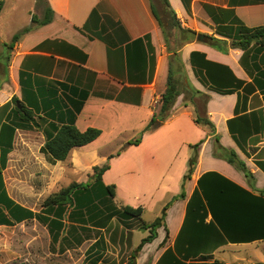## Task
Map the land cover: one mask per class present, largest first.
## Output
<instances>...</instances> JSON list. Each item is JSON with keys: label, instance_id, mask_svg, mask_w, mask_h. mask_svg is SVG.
Wrapping results in <instances>:
<instances>
[{"label": "crops", "instance_id": "0c3cea01", "mask_svg": "<svg viewBox=\"0 0 264 264\" xmlns=\"http://www.w3.org/2000/svg\"><path fill=\"white\" fill-rule=\"evenodd\" d=\"M3 1L0 17L11 0ZM41 1L38 14L32 13L30 5L23 18L16 19L22 25L13 28L10 22L4 27L9 38L29 30L13 46L5 80L0 84V213L7 222L0 225V231L42 225L49 234L48 245L56 246L55 256L65 258L48 259L44 251L30 249L29 260L21 264H32V259L35 264H126L148 232L139 229V220L120 221L115 212L129 206L142 207L141 217L156 209L161 214L164 205L181 192L191 155L189 145L201 139L205 141L196 165L183 184L184 198L174 201L166 211L167 232L163 227L157 229L156 238L142 247L135 264H227L225 254H234L232 248L264 244V167L257 166L264 162V45L245 53L221 47L227 50L224 53L201 41L202 35L226 39L216 34L211 17L233 33L239 27H263L264 0H168L181 28L195 35L177 50L183 76L178 85L181 94L175 98L170 117L155 131L143 134L138 145L128 143L158 113L169 70L170 53L151 10L152 4L156 8L155 1ZM21 2L15 0V6L20 7ZM47 8L52 11L51 21L33 24L32 17L43 20L49 15ZM93 11L94 17L84 30ZM169 44L174 48L173 42ZM192 52L228 68L242 85L224 79L223 69H215L222 89L233 92L221 95L209 90L194 73ZM195 91L207 97L206 116L214 134L193 122L195 106L201 102ZM13 97L30 111L35 127L16 128L10 135L4 128L11 126ZM250 112H256V117L249 125L236 121L228 127L229 120ZM62 125H73L81 132L95 128L101 134L73 149L67 160L51 165L39 149ZM246 133L255 135L244 140ZM215 135L220 146L235 151L246 164L252 179L213 157ZM10 143L11 150L4 158L2 150ZM25 146L37 150L39 160L50 167L48 174L42 175L43 181L55 184L68 180L63 167L69 161L85 176V182L94 166L108 161L110 168L101 177L102 185L97 184L96 198L79 204L85 210L68 207L61 217L52 207L42 205L37 211L22 201L32 189L19 183L12 168L20 165ZM117 148L124 150L119 155L99 153ZM81 156H91L94 162L82 164ZM16 157L18 164L13 165ZM80 165L87 168L82 171ZM108 185L115 186L113 198L103 188ZM44 191L51 195L50 189ZM204 257L206 261L201 260ZM250 259L233 257L232 264H251Z\"/></svg>", "mask_w": 264, "mask_h": 264}, {"label": "trees", "instance_id": "16d2710c", "mask_svg": "<svg viewBox=\"0 0 264 264\" xmlns=\"http://www.w3.org/2000/svg\"><path fill=\"white\" fill-rule=\"evenodd\" d=\"M156 3V8L152 4V14L155 17L158 25L162 29L164 33L165 43L167 46L169 56V70L168 77L166 82V88L164 93L160 97V109L157 114H153L148 124L144 127V129L139 134L138 138L130 141L128 145H138L141 142V138L143 134L155 131L163 122H165L171 115V110L173 107V100L177 98L181 92L178 91V85L180 84L181 77L183 76L181 69L182 63L178 54V49L187 42H190L194 39L195 33L188 29H182L179 21L176 18L174 11L171 9L168 0H154ZM4 5V1L0 0V11L2 10ZM49 15L45 16L43 20H38L32 17V23L36 25H45L48 24L52 19V11L47 8ZM94 17V11L90 14L88 21L84 25L83 29L86 30L88 23ZM214 22L216 29L215 32L217 35L226 38L225 40L217 39L215 37L202 35L201 41H205L209 46L222 50L224 53L227 52L226 49H221V47L228 48H236L242 50L244 53L249 49L256 45L263 46L264 45V26L263 27H239L235 33L232 32L229 26L221 25L217 22L213 17H211ZM29 29H24L19 33L13 35L9 44H4L7 49V52L0 53V75H6L7 66L9 63L10 52L13 49V46L17 43L20 36L27 32ZM173 31L175 32L173 34ZM233 34V35H232ZM230 41L228 43V41ZM170 43H174V48L171 47ZM190 62L193 67L194 73L199 78L200 82L207 86L209 90L214 91L221 95L231 94L233 92L232 89H222L220 84L219 76L215 69H223L225 74L222 76L224 79L228 77V79L236 82L237 86L242 85V81H238L234 78L230 70L224 66H220L218 64L209 62L205 59V55L197 52H192L190 55ZM227 75V76H226ZM196 94L200 96L201 102L200 104H196L195 106V117L193 122L196 125L207 127L210 130V133L214 134V126L208 120L206 116V102L207 97L202 93L195 91ZM117 100H122L121 96H117ZM136 102V101H130ZM11 103L13 104V111L10 115L9 119L11 120V126L6 125L5 130L13 135L15 129L22 130H32L35 125L32 121V115L29 110L23 105L21 101H18L17 98L13 97L11 99ZM18 103V104H17ZM139 103V102H136ZM238 102L235 108V115L238 114ZM256 112H250L247 116L241 115L227 122L228 127L232 122L236 121H245L248 125L252 117H256ZM16 122V123H15ZM5 131V132H6ZM101 134V131L95 128H87L85 131L81 132L73 125H62L57 127L54 131V134L45 139V143L39 149L40 153L44 155L48 164L54 165L57 162H63L67 160L71 151L75 148H79L85 146L95 139H97ZM254 133H246L244 136V140L254 136ZM232 137L233 133L231 134ZM204 139L199 140L197 143L193 145H189V149L191 150V155L187 161V170L186 174L183 177V184L186 180L190 178V175L196 165L198 150L200 146L204 143ZM218 136H214V150L213 157L217 159H222L226 161L228 164L233 166L235 169L240 171L247 179H252V173L247 168L246 164L240 160L235 153V151L230 149H225L218 143ZM11 150V143L6 146L5 149L2 150L3 157L5 158L7 154ZM124 149H121L123 151ZM120 153H117L119 155ZM112 158V156L110 157ZM109 160V159H108ZM3 164V167L4 168ZM260 169L264 167V162H258L257 165ZM110 168L109 162L107 161L102 166H94L92 168L93 174L89 177L86 183H72L69 186L60 189L58 192L47 197L43 202V207L45 208H54L57 211V216L61 217L64 214L65 210L72 206H78L81 210H85L86 207L79 206V204L85 205L87 202L94 200L97 195V184L102 185L101 177L105 171ZM1 170H0V181ZM183 184L181 186V192L179 195L174 196L167 204L164 205L161 214L158 218H156L152 223H145L141 221V215L143 213V208H132L129 206H122L118 211L115 212V215L119 218L120 221L137 219L139 220L140 226L139 229L142 231H147L148 235L144 237L138 246L135 248L126 264H135V259L145 244L151 243L157 236V229L163 227L167 232V228L165 225V217L166 211L171 206V204L177 199L184 198L183 192ZM106 194L109 197L115 196V186L108 185L103 186ZM88 192L84 194L83 192ZM19 209L21 207L17 206ZM80 211V210H79ZM2 212L0 213V225H7V222L4 221L2 217ZM4 216V215H3ZM38 216V214H36ZM111 216H114L111 214ZM167 239V235L164 241ZM206 261L207 258L204 257L201 259ZM207 264H223L219 261H214L212 263ZM261 264V263H255Z\"/></svg>", "mask_w": 264, "mask_h": 264}, {"label": "rangeland", "instance_id": "374dc122", "mask_svg": "<svg viewBox=\"0 0 264 264\" xmlns=\"http://www.w3.org/2000/svg\"><path fill=\"white\" fill-rule=\"evenodd\" d=\"M35 0H22L21 6H15V0H11L8 2V6H6L5 14H3L2 17H0V51L2 53L7 52L6 47L4 44H9L11 41V38H9L6 34V30L4 27H7V24L11 22L13 28H18L23 23H20V21H17L16 19L23 18V13L25 10L29 8L31 5V11L32 13H37L39 10L41 11V7L38 6V2L41 0H36L37 4L33 5V2ZM43 2L41 1V4ZM15 9V12L12 14L10 12L11 9ZM25 14V13H24ZM13 17V18H11ZM10 18V19H9ZM15 20V21H14ZM13 21V22H12ZM11 58V53H10ZM6 75H0V84L2 81L5 80ZM138 138V137H136ZM135 138V139H136ZM86 151L83 153L85 154ZM121 149H112V150H100L99 153L101 154H117L121 153ZM25 156L23 158H20L19 166L14 165L18 164V159H14V168L16 169L15 176L20 181V184L29 185V187L32 189V193H30V196L22 199V201L27 202L28 205H31L32 207H35V209L38 211L39 208L43 205L44 200L49 197V193L47 194L44 189H50L51 195L58 192L60 189L65 188L66 186L72 184V183H83L85 182V176L81 175V172L77 171L76 168L73 167L72 163L69 161L63 167L64 176L68 178V180H64L60 183H52V182H44L43 176L44 174H48V169L50 168L47 165H44V161L41 159L39 160V155L37 153V150L29 149L27 146H25ZM79 161L82 164H89L93 159H91V156H81ZM99 166V164H98ZM102 166V165H100ZM87 168V166H85ZM84 165H80V169L84 171ZM187 167V166H186ZM86 174V173H85ZM12 175V176H14ZM81 179V180H79ZM78 181V182H76ZM86 183V182H85ZM183 184V182H182ZM180 186V185H179ZM98 187V186H97ZM181 190V187L179 188ZM159 209H156L154 212L145 213L144 216H142L141 220H143L145 223H152L155 218H158L160 216V213H158ZM66 218V216H65ZM140 225V221L138 222ZM92 237V235H91ZM49 241V234L42 225H37L36 229H12V228H5L2 231H0V264H21L24 262L25 259L29 256L27 255L28 250H41L44 251L43 255L48 256V259L51 258H60L64 259L65 255L61 257H56V246L53 247L52 244L50 246L48 245ZM51 250H50V249ZM235 252L234 254H229L226 252V262L227 264H232L234 262L233 257L237 258H246L247 256L250 257L251 264L258 263L257 260H262L264 262V244H256L251 245L249 247H235L232 248ZM254 254V255H253ZM233 256V257H232ZM75 258H78V254H75ZM219 260V257H218ZM35 264V260L32 259V264ZM241 264V262H237Z\"/></svg>", "mask_w": 264, "mask_h": 264}, {"label": "water", "instance_id": "95a60500", "mask_svg": "<svg viewBox=\"0 0 264 264\" xmlns=\"http://www.w3.org/2000/svg\"><path fill=\"white\" fill-rule=\"evenodd\" d=\"M198 39H199V37H197ZM178 91H180V86H179V88H178ZM174 101H175V99L173 100V103H174ZM18 104V103H17Z\"/></svg>", "mask_w": 264, "mask_h": 264}]
</instances>
